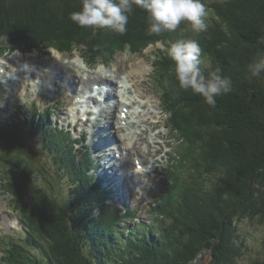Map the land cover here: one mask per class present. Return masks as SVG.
Instances as JSON below:
<instances>
[{"label": "trees", "instance_id": "1", "mask_svg": "<svg viewBox=\"0 0 264 264\" xmlns=\"http://www.w3.org/2000/svg\"><path fill=\"white\" fill-rule=\"evenodd\" d=\"M202 2L208 11L207 30L199 34L202 70L219 67L232 85L216 97L215 107L179 87L174 62L165 54L171 43L184 40L187 21L175 31L149 35L148 13L133 5L121 35L72 22L81 0H0V55L5 45L25 51L56 47L80 49L90 62L108 63L118 48L143 51L164 41L166 48L155 52L163 103L183 142L153 205L155 225L127 228L123 223L134 214L107 203L105 188L91 173L90 152L78 155L71 136L48 124L49 109L30 122L21 118L11 128L0 127V145L11 160L1 161L8 168L0 181L32 229L25 244L13 242L6 249L9 264H193L206 255V264H241L249 246L239 222H264V73L253 77L248 70L264 56V0ZM37 134L39 144L32 142ZM35 148L57 164L52 180L43 179L46 185L37 167L18 157L28 154L40 165ZM183 160L186 168L179 174ZM61 172L70 180V200ZM250 264H264V256Z\"/></svg>", "mask_w": 264, "mask_h": 264}, {"label": "rangeland", "instance_id": "2", "mask_svg": "<svg viewBox=\"0 0 264 264\" xmlns=\"http://www.w3.org/2000/svg\"><path fill=\"white\" fill-rule=\"evenodd\" d=\"M145 22V21H143ZM141 23V22H139ZM149 23V21H148ZM145 26H149V24H145ZM199 34L197 35L196 32H194L191 28L190 24H187V26L185 27L184 33L182 34L184 40H188V39H195L199 42L200 44V37ZM6 46V51L4 52V54L6 53H10L9 55H7L6 58H10L15 56V59L19 62L21 56L26 57L27 59H45V58H55V59H60L64 62H73L75 65L79 66V70L81 69V72L84 71V73H82V75H84V77L88 74V70L89 72H95L99 69H105L108 73H110L112 76H114V72H115V67L116 65L118 66H122L125 62H132V61H137V60H146L149 65H148V71H146L144 73V78L146 79V86L149 87V92H150V96L153 95V93L156 96H159V99H162L161 93L159 90H161V87L159 85L160 81H159V71L158 69H155V65L156 67L158 66L157 63V58L155 55V50L158 47H164L165 43L164 41H159L157 45H150L147 48H144L143 51H132L129 48H126L125 50H121V49H116V51L114 52L112 58V61L103 64L101 62L96 63L95 66L89 63L83 64L82 61L83 59H81V57H79L80 52L76 51L77 53L75 54H66L68 51H65V53H60L58 52L55 48H51L49 50H34L33 52L30 53H24L22 52L18 46H10V45H5ZM201 46V44H200ZM202 49V46H201ZM8 51V52H7ZM203 52V50H202ZM166 54V51H165ZM3 55V54H2ZM5 58V59H6ZM4 58H0V60H3ZM201 59H204V55L203 53H201ZM39 62V61H38ZM84 62V61H83ZM25 63H27V61H25ZM31 63V62H28ZM85 63V62H84ZM2 64V62H1ZM143 66V65H142ZM36 67V66H35ZM37 69H39V66L37 67ZM40 72V71H39ZM151 73V75H150ZM155 74V76H154ZM5 78L8 75H3ZM94 77V75H92ZM122 76V77H121ZM121 76L119 78H121L119 81V78H114L115 82H117V84H119V87H122L123 81L126 80V74H121ZM92 77V78H93ZM0 79V106H2V108H0V123H3L4 125H7L5 122L7 120H10V118H13L17 115L18 110L21 109L22 111H26L29 115H25L28 117H31L32 111L38 110V111H42L44 110L45 107L51 105L54 109L52 112V115L48 118L49 120V124L52 125L53 127H55V125H58V127L61 128V126L66 127L70 126L71 128H73L74 130H78V132H81V129L84 127L82 124H78L77 126H73V124L69 125L68 120H66V113L67 110H65L64 107H62L61 109L58 108L57 105H55L56 102H58V100H62L64 98L59 97H51L50 95H46L44 92H42V94L39 93V89L40 88H34V86L30 87L28 89H26L25 85H19V88L17 87V85L15 84V81H11V83H9L10 81L7 79ZM4 80H7V83H4ZM112 80V79H111ZM41 83L44 84V81L41 79ZM67 83V82H66ZM1 87L5 88V91L1 90ZM72 87L73 88H77V84L75 83V81H73L72 83ZM116 87V86H115ZM7 88L10 90L9 92L7 91ZM15 88L19 89V93L21 96V99H19L18 97H16L17 99H15V96L13 94H15ZM11 91H13L11 93ZM27 91H30V95L28 94ZM27 92V93H26ZM48 92V91H47ZM26 94V96H25ZM53 94V93H51ZM63 96H68L72 97V101L74 99V95L70 93L64 85H62V92L60 93ZM72 94V96H70ZM29 95V97H28ZM25 97V99H24ZM54 98V99H53ZM35 99V101H34ZM151 98H145L146 102H148L147 107H145V112H148L150 109H154L156 112V108H155V99H153L152 101H150ZM158 99V101H159ZM71 101V102H72ZM23 106V107H22ZM23 108V109H22ZM139 108V110L144 109V107H139V105H136V109ZM61 111H62V115H61ZM157 118L156 120H161L159 127H161L160 129H155L152 130L150 125L148 123H141V127H146V130L142 131V133H145V135L148 136L149 141L153 140V137H156V133L161 130L163 133V137L165 138H154L157 139L161 146H162V154L160 153L159 158L160 161L159 162H154L153 158H150L149 161L146 163V165H152L154 167L159 166L161 173H163V175H165L166 171L168 170L170 163H171V159L172 156L174 155L176 148L180 145L182 146L181 142L182 140L179 137V134L176 132H174V135L171 131L170 128L166 127V122H167V115L165 112H162V114L157 113ZM148 116V115H147ZM63 117L65 118V120L63 119ZM61 118H62V123H61ZM135 119H137V117H135ZM111 119H108V122H110ZM151 121H154L155 118H151ZM112 121V120H111ZM16 124L18 122H15ZM15 124V125H16ZM19 124V123H18ZM101 125H107L106 120H104L103 118H101L100 123ZM140 126L136 125V126H132V129L135 130L136 132L141 131ZM141 128V129H140ZM69 129V128H68ZM114 129V127H113ZM70 131H72V129H69ZM115 130V129H114ZM174 130V128H173ZM84 131V130H83ZM123 133V132H122ZM24 135H27V132H24ZM117 137L116 138H121L120 133L116 132ZM143 136V134L141 135ZM40 138L41 135L37 134L35 136V138L32 140V142L39 144L40 142ZM90 139V137H89ZM88 139V141L86 140V142H83L81 144V147L83 148V150H87L91 153L94 162V168L91 170V173L94 175L96 182L100 183L101 186H106L107 187V182L104 181V179L102 178V176L100 175V173H103V169L105 168L106 164H103V162H101V160L98 158V154L95 150L94 151V144L93 142H91ZM169 140L170 143L169 145H173L174 149H173V153L171 154V150H170V146L168 144L163 143L164 141ZM178 140V141H177ZM175 141V143H174ZM118 145H120L125 151L124 154H122V156H120V158H117V160H114L113 162L117 164L116 166V170L117 169H123L125 170V174L123 177V180L120 179L118 186H116V190H117V197L114 199V201H112V198H108L107 202L116 207L119 211H123L130 209V211H134L135 214L137 215L136 220L134 219V217L131 218H127V220H129V222H124L123 226L124 227H128V228H132V226L138 225V224H144L146 223L147 225H155V222L153 219L155 217V211H154V207L153 205L157 204L159 198H160V194H161V187L162 185L165 183L164 181L167 180V176L163 177L160 173H157L155 171H153L154 169L151 166L144 167V169L146 170V172L144 171L141 175V173L139 175H137V180L139 181H135L134 180V175L137 174V169L136 168V163H135V159L137 158L136 154H134V151L131 153V155H129V150L126 149V145L124 143H121V141L118 143ZM30 146H33L30 142ZM160 145L159 144H154L152 151L155 150V148H158ZM181 146L179 148H181ZM141 147L143 150L147 151V143L142 142ZM121 148V150L123 151V149ZM36 149V148H35ZM39 150L38 148L36 149V153ZM107 152V154L110 156H112L114 154V149L112 147L109 148V150H105ZM117 152V150H115ZM42 152V153H41ZM38 153L37 157L39 158V164L35 163L29 156L28 154H24V155H20L19 154V158H21L22 160H20L21 164L24 165H28L27 167H31L33 168V165L37 167V169L40 171L39 173H41V184L46 185V179L43 180L45 177L47 178V181L52 180L51 174L53 173L51 171V168H57V164H55V162H53V160L51 159L49 154H45L43 151H41ZM79 153H82V151H79ZM77 152L78 155H81ZM121 153V152H120ZM119 154V153H118ZM126 155V157H125ZM182 158V157H181ZM0 159L2 161V163L8 159H6V155H2L0 156ZM123 159V160H122ZM127 160L129 161H133L134 163H131V168H129L128 166V162H126ZM11 161V160H8ZM181 161V160H180ZM98 163H102L101 168L100 167H96ZM105 163V161H104ZM184 168H182L179 171V174L181 171H184V169L186 168V160L184 161ZM112 164V163H111ZM108 166L110 164H107ZM143 165V164H140ZM152 169H150V168ZM8 168V167H7ZM7 168L1 165L0 162V175H2L1 172L7 173ZM139 168H141V166H139ZM131 169V172H130ZM116 170L114 169H109V173H105L106 177H107V181H112L111 176L114 174V172H116ZM63 175V183L65 184L64 189H63V194L65 195V197L70 200L73 196V192L70 189V180L68 177L64 176L65 173L61 172ZM147 173V174H146ZM111 174V175H110ZM129 175V176H128ZM119 177L121 178L122 176L119 175ZM179 177V175H178ZM177 179V176L175 178V180ZM53 181H54V177H53ZM141 183V184H140ZM39 185V183H37ZM54 184V182H53ZM123 185V186H122ZM63 188V187H62ZM62 188H60V190L62 191ZM134 194V195H133ZM124 196L126 198L127 201L124 200H120L118 197L119 196ZM14 197V194L6 191L4 188V184L0 182V220L2 221L3 219H5L7 222H13L12 223V230L16 235V238H19V234L20 233H24L23 232V223H25L22 218L19 216L17 210L14 209L13 205L16 204L17 200L16 197ZM26 224L28 225V223L26 222ZM26 225V226H27ZM239 227L243 233V235L246 236V244L249 246L247 247L248 249L246 250V253L243 254V258L241 259V264H250L251 260L256 257V256H264V222L261 221L260 219H255L253 221L246 219L243 221L239 222ZM9 227L8 228H3V226L0 225V252L2 253H7L6 250L4 249H8L10 246L7 243H4V241H2V235L5 234L6 232H10L12 231ZM8 239V237L6 238ZM8 246V247H7ZM209 255L203 257L201 260H198L197 262L193 263V264H206L209 260ZM2 263L0 264H9V262L7 260H1Z\"/></svg>", "mask_w": 264, "mask_h": 264}, {"label": "bare ground", "instance_id": "3", "mask_svg": "<svg viewBox=\"0 0 264 264\" xmlns=\"http://www.w3.org/2000/svg\"><path fill=\"white\" fill-rule=\"evenodd\" d=\"M25 61H27V63H25ZM148 65L149 63L146 60L125 62L122 66L116 65L114 76H112L102 68L93 73L89 72L88 70V76L84 77V75H82L84 71L81 72V69L79 70V66L75 65L72 61L64 62L60 59L55 58L29 60L26 57L21 56L18 62L15 59V56H13L0 60V79L5 78L3 75H8L5 79L9 80L10 82L14 80L15 84L19 88V85L22 84H24L25 86H29L28 79L30 77L36 80L35 82H31L34 88H37V86H39L41 87V91H43L44 93L48 95L49 93H53V95L57 96L62 92V85H64L70 93L75 94L73 101L72 97L68 98V96H64L65 104L68 105V103H72V108L70 109H68L67 106H64V108L68 109V112L66 113V120H68V122L72 121L71 119H69L71 116L69 115V110L70 112H72L74 109H76L77 103H84L83 98L85 94L88 91L92 90L96 83L101 84L105 87L107 86L108 90L104 92L103 89L100 88L101 90L99 94L104 93L103 95L105 96L106 100H109V102L99 111L91 112L96 116L95 118L90 117L89 121L86 124H88V127L90 128V139H88L93 142L94 151L98 150L96 151L97 153H99L98 158L101 160V162H103V164H106L105 168L103 169V173H100V175L102 176L104 181L112 187L110 198H112V201H114V199L118 195L116 186H118L120 179L123 180L124 174L126 172L123 169L116 170L117 164L113 162L125 153V150L120 145H118L120 141L121 143H124L126 145L125 148L129 150V155H131V153L134 151V154H136L137 156V158L135 159L136 164L138 162L140 164L142 163L145 166L150 158H153L154 162L160 161L159 155L162 152V146L160 142L154 138H164L162 131L159 130L156 133V137H153V140L151 141H149V138L147 135H145V133L132 131V126L138 125L141 127V122L148 123L152 130L160 128L159 124L161 120H156L158 115L154 109H151L149 107L150 110L144 113L145 107H147L148 105V102H146L145 98L149 97L151 98V101L156 97L154 93L152 96H150L149 87L145 84L146 79L144 78V73L148 71ZM38 66L40 72H38ZM34 68H36L37 71ZM124 73L126 74V83H124L121 89L119 86L118 88H115L117 83L115 82L114 78H119L121 74ZM92 75H94V77ZM41 79L44 81V84L41 83ZM73 81H75V83L77 84V88L72 87ZM1 90L5 91V88L1 87ZM29 93L30 91L28 92V94ZM72 94L70 96H72ZM14 96L19 98V91L17 88H15ZM136 105H139V107L142 106L144 107V109H135ZM155 106L157 108L161 107L160 102L157 101V99H155ZM0 108H2V106H0ZM135 117H137V119H134ZM152 117L155 118L154 121L150 120ZM101 118L106 120L107 125L99 124ZM63 119L65 120L64 117ZM108 119H111L112 121L110 120V122H108ZM113 127L116 130H114ZM141 128L143 131L146 130V127ZM83 130L85 131V128ZM116 132L120 133V135L122 134L121 138H116ZM142 134L143 136H141ZM142 142L147 143V151L142 149ZM154 144H159L160 146L152 151ZM110 147L114 149V154L109 157L110 154L108 155L105 150H109ZM121 148L123 149V151L121 150ZM115 150H117V152ZM126 162H128L129 168H131V163H134L133 161L129 160H127ZM107 164L110 165L108 166ZM97 166L101 168L102 163L97 162L96 167ZM148 166H151L154 170L156 168L152 165ZM109 169L116 170V172H114V174L111 176L113 182L107 181V177L105 175V173L107 174L110 172ZM137 171V174L133 176L135 181H138L137 175H139L140 173L142 175L145 170L137 169ZM119 175H121L122 177L120 178ZM118 198L120 200L127 201L126 198L122 195ZM0 225L3 226V228H8V225L10 226V223L3 219L2 221H0Z\"/></svg>", "mask_w": 264, "mask_h": 264}, {"label": "clouds", "instance_id": "4", "mask_svg": "<svg viewBox=\"0 0 264 264\" xmlns=\"http://www.w3.org/2000/svg\"><path fill=\"white\" fill-rule=\"evenodd\" d=\"M133 5L148 13L149 35L175 31L182 21L189 22L196 33L207 30L208 11L202 0H81L80 10L73 11L70 19L80 27L106 28L123 35ZM201 53L195 39L177 40L166 49V55L174 62L179 87L191 89L202 96L205 103L215 107L216 97L232 90L231 80L221 74L219 67L205 74ZM248 70L253 77L264 73V56L254 60Z\"/></svg>", "mask_w": 264, "mask_h": 264}]
</instances>
